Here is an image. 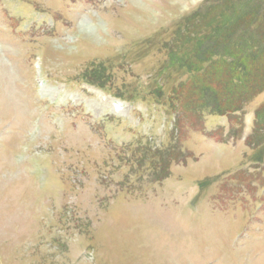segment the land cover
I'll use <instances>...</instances> for the list:
<instances>
[{
  "label": "rangeland",
  "instance_id": "374dc122",
  "mask_svg": "<svg viewBox=\"0 0 264 264\" xmlns=\"http://www.w3.org/2000/svg\"><path fill=\"white\" fill-rule=\"evenodd\" d=\"M224 1L0 0V264H264V47L242 87L171 55Z\"/></svg>",
  "mask_w": 264,
  "mask_h": 264
},
{
  "label": "trees",
  "instance_id": "16d2710c",
  "mask_svg": "<svg viewBox=\"0 0 264 264\" xmlns=\"http://www.w3.org/2000/svg\"><path fill=\"white\" fill-rule=\"evenodd\" d=\"M238 1L239 2H237V0L224 1L223 3L225 6L222 8V11L215 16H210L212 18L210 23V27H212L210 29L211 31H205L199 34L194 33L192 29V31L187 32L189 35L188 39L182 40L181 42L179 41L177 45L179 47L175 49L177 53L173 50L171 54L174 61L173 66L186 70L188 73H198L200 71L205 73L207 68L204 67V64L215 57L217 60L219 59L229 66L228 74L232 77L233 85L242 87V85L250 83L243 77H248V72L250 73V70H252L250 61L258 60L260 58L258 54L263 51L264 37H262V35L264 34L262 33H264V2L255 3L252 2V0ZM222 6L223 5H221V7ZM209 10H211V8H209ZM208 13V9L205 11H198L193 14L191 20L200 17L207 19ZM214 23L215 27L214 30H212ZM186 24L187 28L191 30L190 27L192 28L194 20L191 21V25L189 23ZM235 26H242L244 28L242 32L248 35H239L236 29L231 30L232 27ZM219 29H221V32ZM88 79L99 86L102 84L97 77H88ZM193 80H196V77ZM184 83L181 82L180 87ZM259 86V90L249 98H252L264 89V83H260ZM177 88L173 93L174 95H176V93L179 94V87ZM233 94V92L230 94L227 91L224 95H221V99L219 96L216 100L214 99L216 105L209 104V102L206 101L205 103H199V108L203 110L210 106L213 112H217L221 115L243 112L242 103L237 105L233 104L231 97ZM160 97L165 99L164 94ZM202 97L203 95L200 99ZM168 99L170 103H172L175 98L170 96ZM217 99L220 104L217 103ZM180 100L184 101L183 106H185L186 99H183L182 95ZM240 100L242 102V99ZM157 101H159V99ZM160 101H162L160 102L162 104L165 103L163 100ZM225 101H229L230 103L228 104ZM195 107L197 108V105ZM164 154H166V156L171 155L167 153Z\"/></svg>",
  "mask_w": 264,
  "mask_h": 264
},
{
  "label": "bare ground",
  "instance_id": "6f19581e",
  "mask_svg": "<svg viewBox=\"0 0 264 264\" xmlns=\"http://www.w3.org/2000/svg\"><path fill=\"white\" fill-rule=\"evenodd\" d=\"M90 27H91V26H90ZM90 27H89V28H90ZM9 67L11 68V66H9Z\"/></svg>",
  "mask_w": 264,
  "mask_h": 264
}]
</instances>
